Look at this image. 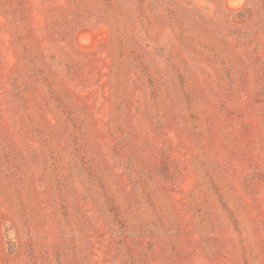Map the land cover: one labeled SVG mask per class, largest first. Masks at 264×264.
<instances>
[{
  "label": "rangeland",
  "instance_id": "obj_1",
  "mask_svg": "<svg viewBox=\"0 0 264 264\" xmlns=\"http://www.w3.org/2000/svg\"><path fill=\"white\" fill-rule=\"evenodd\" d=\"M0 264H264V0H0Z\"/></svg>",
  "mask_w": 264,
  "mask_h": 264
},
{
  "label": "trees",
  "instance_id": "obj_2",
  "mask_svg": "<svg viewBox=\"0 0 264 264\" xmlns=\"http://www.w3.org/2000/svg\"><path fill=\"white\" fill-rule=\"evenodd\" d=\"M249 1H251V0H249Z\"/></svg>",
  "mask_w": 264,
  "mask_h": 264
}]
</instances>
